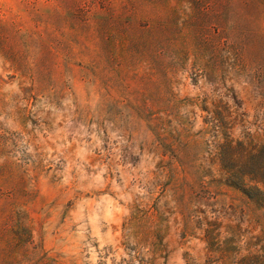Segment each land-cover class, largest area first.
Segmentation results:
<instances>
[{
  "label": "rangeland",
  "instance_id": "374dc122",
  "mask_svg": "<svg viewBox=\"0 0 264 264\" xmlns=\"http://www.w3.org/2000/svg\"><path fill=\"white\" fill-rule=\"evenodd\" d=\"M213 124L264 143V0H0V264H229Z\"/></svg>",
  "mask_w": 264,
  "mask_h": 264
},
{
  "label": "trees",
  "instance_id": "16d2710c",
  "mask_svg": "<svg viewBox=\"0 0 264 264\" xmlns=\"http://www.w3.org/2000/svg\"><path fill=\"white\" fill-rule=\"evenodd\" d=\"M219 126L213 124V138L210 146L213 150L208 154L211 162H216L217 169L201 168L197 174V184L204 187L205 177L209 182L233 188L239 192L245 208L256 213L259 220V234L246 242L242 248L224 249L219 240V232H214V220L209 219L204 229V241L212 251L219 254V259H234L229 264H264V143L251 138H234L230 132L220 133ZM171 161L181 162L180 156H171ZM176 159V160H175ZM173 175L177 178L178 171L172 165ZM216 171V172H215ZM184 194L185 188L181 186ZM233 253V254H230Z\"/></svg>",
  "mask_w": 264,
  "mask_h": 264
}]
</instances>
